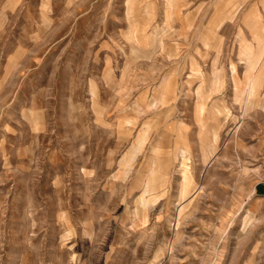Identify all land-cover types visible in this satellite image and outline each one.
<instances>
[{"label":"rangeland","instance_id":"obj_1","mask_svg":"<svg viewBox=\"0 0 264 264\" xmlns=\"http://www.w3.org/2000/svg\"><path fill=\"white\" fill-rule=\"evenodd\" d=\"M258 32L264 0H0V264H264Z\"/></svg>","mask_w":264,"mask_h":264},{"label":"bare ground","instance_id":"obj_2","mask_svg":"<svg viewBox=\"0 0 264 264\" xmlns=\"http://www.w3.org/2000/svg\"><path fill=\"white\" fill-rule=\"evenodd\" d=\"M254 22H257V21H254ZM257 24V23H256ZM255 28H256V30L259 28V26L258 25H255L254 26ZM256 39H257V42H258V45H257V50H253V46L252 45H249V47H248V51L251 53V60H252V62H255V61H257V66H256V68L254 67L251 71V74L249 75V77H248V81H247V84H248V100L250 99V97L252 96V95H254V93H256V91L258 90L257 89V85H258V82H260L259 81V79H260V77H261V74H259L260 72H258L259 70H257V67L260 65V61L262 60V58H263V60H264V55L262 56V58H261V60L259 59V60H257V58L255 57L256 56V53H257V51H261L262 49H263V51H264V34L263 33H257L256 35ZM255 43V42H254ZM246 53H248V52H246ZM248 56H249V54H247ZM250 57V56H249ZM249 61V60H248ZM250 62V61H249ZM249 64V63H248ZM256 64V63H255ZM236 66L237 65H235V64H233V67H232V71H233V74L235 73V75L237 74V68H236ZM263 70H264V64H263ZM237 76V75H236ZM161 100V99H160ZM156 101H158V100H156ZM155 104V103H154ZM248 104V103H247ZM203 105V104H202ZM203 108V107H202ZM204 108H206L205 107V104H204ZM198 109V108H197ZM198 112H200L199 110H198ZM203 117V116H202ZM205 117V116H204ZM204 117H203V119H204ZM200 118H201V116H200ZM202 119V118H201ZM203 121V120H202ZM241 120H239L238 122H236V128H238L239 127V125L241 124ZM201 125H202V123H201ZM204 128H206V125L204 124V127H203V130H204ZM233 129V128H232ZM232 129H230L229 130V132H228V135H229V133L232 131ZM203 134H204V136L205 137H207V135H206V132L204 133V131H203ZM145 138V136H144V134H142V133H140L138 136H137V142H140L142 139H144ZM208 138V137H207ZM207 138H205V139H207ZM180 152V151H179ZM145 193L146 192H148V191H150V185L148 184L147 186H146V188H145ZM140 202L143 204V205H149V199L147 198V196L146 195H143L141 198H140ZM253 219V215H252V213H249V212H247V214L245 215V217H244V224H246V223H249V221H251ZM251 259H252V257H251Z\"/></svg>","mask_w":264,"mask_h":264},{"label":"crops","instance_id":"obj_3","mask_svg":"<svg viewBox=\"0 0 264 264\" xmlns=\"http://www.w3.org/2000/svg\"><path fill=\"white\" fill-rule=\"evenodd\" d=\"M173 1L174 0H169V2L171 3V4H173ZM237 6H240V4H238ZM242 32H244L243 30H242ZM240 33H241V30H240ZM239 37L241 38V39H243V38H246V36H245V34H239ZM221 39H223V37H222V35H220V37H219V40H221ZM206 42H207V44H205V46H209L210 45V42L208 41V40H206ZM242 48V47H241ZM242 49H244V46H243V48ZM259 68H257V70H258ZM205 84L204 83H202V86L203 87H205L204 86ZM203 94H205V95H207V99H206V102H208V99L210 98V95H211V93H209V91H203L202 92ZM209 96V97H208ZM202 97V96H201ZM202 99H203V97H202ZM211 99H212V97H211ZM244 99H248V97H245ZM245 101H247V100H245ZM203 102H205V100H203ZM211 108L213 109V111H214V109H216V111H214L215 112V114H216V116L220 119V114H222V113H224L222 110H221V108L219 107V104L218 103H216L215 102V104L213 105H211ZM220 110V111H219ZM214 134L216 135L215 137H216V139H218V137H219V135L217 134V132H215L214 131ZM263 186V185H262ZM261 187V186H260ZM264 187V186H263ZM260 194V199H262L263 201H264V193H259Z\"/></svg>","mask_w":264,"mask_h":264}]
</instances>
